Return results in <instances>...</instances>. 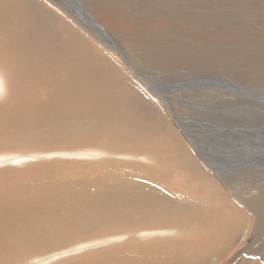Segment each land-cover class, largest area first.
Wrapping results in <instances>:
<instances>
[{
    "label": "bare ground",
    "instance_id": "6f19581e",
    "mask_svg": "<svg viewBox=\"0 0 264 264\" xmlns=\"http://www.w3.org/2000/svg\"><path fill=\"white\" fill-rule=\"evenodd\" d=\"M126 3L0 0V264H264L240 254L261 221L240 177L109 26Z\"/></svg>",
    "mask_w": 264,
    "mask_h": 264
},
{
    "label": "rangeland",
    "instance_id": "374dc122",
    "mask_svg": "<svg viewBox=\"0 0 264 264\" xmlns=\"http://www.w3.org/2000/svg\"><path fill=\"white\" fill-rule=\"evenodd\" d=\"M120 1H128L130 10L109 26L115 29L123 21L140 31L128 33L125 41L136 51L144 47L153 53L145 81L166 94L172 114L193 131L212 163L225 170L226 180L240 177L249 193L243 197H249L261 219L240 254L263 263L264 0ZM129 158L124 160L133 166L139 162ZM254 190L261 194L255 196Z\"/></svg>",
    "mask_w": 264,
    "mask_h": 264
}]
</instances>
